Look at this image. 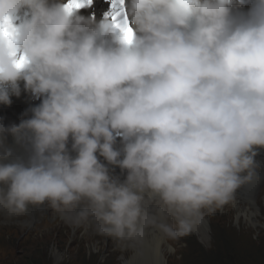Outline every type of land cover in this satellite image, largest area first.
<instances>
[{
    "label": "clouds",
    "instance_id": "1",
    "mask_svg": "<svg viewBox=\"0 0 264 264\" xmlns=\"http://www.w3.org/2000/svg\"><path fill=\"white\" fill-rule=\"evenodd\" d=\"M66 3L0 0L16 26L11 45L0 36V103L21 82L41 100L0 121V212L47 202L116 240L126 264H159L163 240L261 178L264 0H125L127 34L119 9Z\"/></svg>",
    "mask_w": 264,
    "mask_h": 264
},
{
    "label": "rangeland",
    "instance_id": "2",
    "mask_svg": "<svg viewBox=\"0 0 264 264\" xmlns=\"http://www.w3.org/2000/svg\"><path fill=\"white\" fill-rule=\"evenodd\" d=\"M257 203L261 213L255 224L239 220L235 211L223 214L222 208L206 216L208 229L203 236L194 229L168 240L172 254L163 264H264V193ZM44 219L47 224L42 219L29 224L22 218L0 227V264H26L28 257L36 264H126L130 256V251L91 225L73 228ZM7 222L1 219L0 225Z\"/></svg>",
    "mask_w": 264,
    "mask_h": 264
},
{
    "label": "bare ground",
    "instance_id": "3",
    "mask_svg": "<svg viewBox=\"0 0 264 264\" xmlns=\"http://www.w3.org/2000/svg\"><path fill=\"white\" fill-rule=\"evenodd\" d=\"M108 10V5L104 0H95V4L91 8H84L83 10H81V12L85 15L95 14L97 18H99L103 16V14ZM11 101V104L0 103V121H2L6 125H11L13 123L19 124L21 120L30 118V109L41 102L40 99L33 97L29 92L24 90L23 82H21V94L19 96L12 95ZM6 142L9 145H13V137L9 135ZM256 160L261 166L259 169H257V172L259 173V176L261 178L240 187L235 193L234 201L226 204L223 207V214L235 211V214L238 215L239 220H243L244 218H246L247 221H249L251 224L256 223L257 218L261 213L257 208V202L261 195H263L264 193L262 192V190L264 189V148L258 149ZM114 174H120V169L118 167L115 169ZM256 188H258V190H256ZM259 193L261 194L259 195ZM50 210L51 208L49 204L45 202L44 204L40 205H29L28 211L21 216H9L5 212H0V221L1 219L8 221L7 223L1 224L0 227H5V225L8 224L12 225L14 222H18L22 218L26 219L29 224L38 219H42V224H47L44 218L54 219L59 224L66 223L64 219L61 218L60 214L56 211H53L50 215H46V213ZM207 215L212 216L213 214H209L207 210H205L203 222L195 227L196 232L202 236L208 229V220H206ZM168 244V240L166 239L163 240L159 246V264H163L166 261L167 256L169 254H172Z\"/></svg>",
    "mask_w": 264,
    "mask_h": 264
},
{
    "label": "snow or ice",
    "instance_id": "4",
    "mask_svg": "<svg viewBox=\"0 0 264 264\" xmlns=\"http://www.w3.org/2000/svg\"><path fill=\"white\" fill-rule=\"evenodd\" d=\"M107 2L109 4V10L119 9L118 11H113L112 13V19L115 22V26L119 28L122 32L126 34L129 33L131 29L129 26L126 9L124 7L125 0H107ZM94 3L95 0H67L65 7L66 10L71 12L74 10L91 8ZM108 14V12H105V15ZM15 32L16 26L12 23L11 18H7L4 23H0V36L7 37L10 45L14 40ZM24 59L25 58L21 56L20 60L18 61V64H23Z\"/></svg>",
    "mask_w": 264,
    "mask_h": 264
},
{
    "label": "trees",
    "instance_id": "5",
    "mask_svg": "<svg viewBox=\"0 0 264 264\" xmlns=\"http://www.w3.org/2000/svg\"><path fill=\"white\" fill-rule=\"evenodd\" d=\"M25 262H26V264H36V261L31 260V257L26 258Z\"/></svg>",
    "mask_w": 264,
    "mask_h": 264
}]
</instances>
